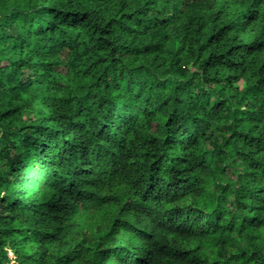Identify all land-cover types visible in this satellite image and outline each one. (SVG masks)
<instances>
[{"label": "trees", "instance_id": "obj_1", "mask_svg": "<svg viewBox=\"0 0 264 264\" xmlns=\"http://www.w3.org/2000/svg\"><path fill=\"white\" fill-rule=\"evenodd\" d=\"M0 264H264V0H0Z\"/></svg>", "mask_w": 264, "mask_h": 264}, {"label": "rangeland", "instance_id": "obj_2", "mask_svg": "<svg viewBox=\"0 0 264 264\" xmlns=\"http://www.w3.org/2000/svg\"><path fill=\"white\" fill-rule=\"evenodd\" d=\"M10 257H12V255L10 254Z\"/></svg>", "mask_w": 264, "mask_h": 264}]
</instances>
